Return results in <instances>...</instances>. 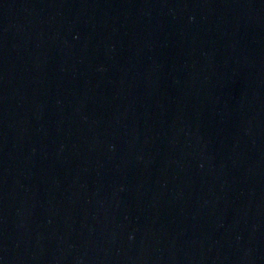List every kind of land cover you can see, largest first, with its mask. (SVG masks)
Returning a JSON list of instances; mask_svg holds the SVG:
<instances>
[{
    "label": "water",
    "instance_id": "95a60500",
    "mask_svg": "<svg viewBox=\"0 0 264 264\" xmlns=\"http://www.w3.org/2000/svg\"><path fill=\"white\" fill-rule=\"evenodd\" d=\"M0 264H264V0H0Z\"/></svg>",
    "mask_w": 264,
    "mask_h": 264
}]
</instances>
